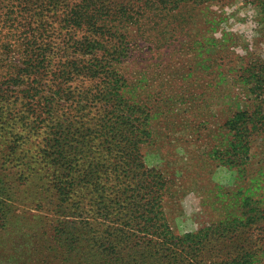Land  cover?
Here are the masks:
<instances>
[{"label": "rangeland", "instance_id": "374dc122", "mask_svg": "<svg viewBox=\"0 0 264 264\" xmlns=\"http://www.w3.org/2000/svg\"><path fill=\"white\" fill-rule=\"evenodd\" d=\"M167 1L144 34L119 25V48L82 54L49 0H0V264L82 262L46 157L55 125L84 133L106 106L161 192L156 230L189 252L175 264H264V0Z\"/></svg>", "mask_w": 264, "mask_h": 264}, {"label": "trees", "instance_id": "16d2710c", "mask_svg": "<svg viewBox=\"0 0 264 264\" xmlns=\"http://www.w3.org/2000/svg\"><path fill=\"white\" fill-rule=\"evenodd\" d=\"M170 6L164 0H49L48 15L71 30L75 53L85 54L90 44L103 50L107 44L119 48L123 39L117 37L119 25H136L144 34L147 25H156L172 11ZM24 11L22 2L11 7L10 28L23 19ZM81 31L84 34L78 37ZM40 57L35 55V60ZM104 97L106 103L113 102L107 94ZM126 120L106 106L94 123L84 122L88 125L84 133L73 132L75 126L67 132L54 126L50 134V141L57 138L54 152L46 158L69 211L60 225L69 229L72 252L82 253L80 264H175L189 252L169 241L170 231L156 230L163 219L161 192L142 169V153ZM225 239L220 234L217 240Z\"/></svg>", "mask_w": 264, "mask_h": 264}]
</instances>
